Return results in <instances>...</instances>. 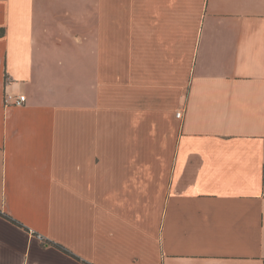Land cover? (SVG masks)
<instances>
[{
  "label": "crops",
  "instance_id": "obj_1",
  "mask_svg": "<svg viewBox=\"0 0 264 264\" xmlns=\"http://www.w3.org/2000/svg\"><path fill=\"white\" fill-rule=\"evenodd\" d=\"M1 30L0 264H264V0H0Z\"/></svg>",
  "mask_w": 264,
  "mask_h": 264
},
{
  "label": "trees",
  "instance_id": "obj_2",
  "mask_svg": "<svg viewBox=\"0 0 264 264\" xmlns=\"http://www.w3.org/2000/svg\"><path fill=\"white\" fill-rule=\"evenodd\" d=\"M2 35H3V30L0 31V36H2ZM0 216H2L3 218H6L7 221H9V222H11V223H13V224H15L17 226L23 227V225L21 223L11 219L9 216H7L5 213H3L1 210H0ZM45 243H47L48 245L56 247V249H58L60 251L64 250L60 245H57L54 242H50L49 241V242H45Z\"/></svg>",
  "mask_w": 264,
  "mask_h": 264
},
{
  "label": "built area",
  "instance_id": "obj_3",
  "mask_svg": "<svg viewBox=\"0 0 264 264\" xmlns=\"http://www.w3.org/2000/svg\"><path fill=\"white\" fill-rule=\"evenodd\" d=\"M26 96H19L16 97L15 99L11 96H6V99H4L5 104H8L10 100L12 101V105L14 106H22L25 102ZM178 118L182 117V113H177Z\"/></svg>",
  "mask_w": 264,
  "mask_h": 264
}]
</instances>
